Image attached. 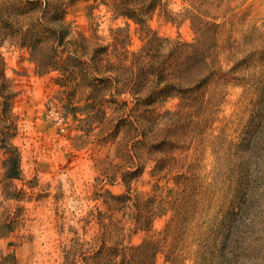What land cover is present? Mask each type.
I'll use <instances>...</instances> for the list:
<instances>
[{"label":"rangeland","instance_id":"rangeland-1","mask_svg":"<svg viewBox=\"0 0 264 264\" xmlns=\"http://www.w3.org/2000/svg\"><path fill=\"white\" fill-rule=\"evenodd\" d=\"M155 1L0 0V264H264V0Z\"/></svg>","mask_w":264,"mask_h":264},{"label":"trees","instance_id":"trees-1","mask_svg":"<svg viewBox=\"0 0 264 264\" xmlns=\"http://www.w3.org/2000/svg\"><path fill=\"white\" fill-rule=\"evenodd\" d=\"M104 2L106 0H103ZM107 3V2H105ZM112 5V3H111ZM156 1L155 0H113V8L115 12H118L119 15H122L123 17L127 18L128 20H132L134 23H136L138 25V30L139 32H141L143 40H144V46L143 49L145 51H148L150 49V44H148V37L151 35V33L154 32V30H152V28L149 25V21L152 18V14L154 13L155 9H156ZM150 51V50H149ZM68 55V54H67ZM71 55L69 54L66 57V62H69V60L71 59ZM75 61L77 63H75V67L77 70L79 69V71H82L80 73H82L83 75H85L86 73V68H84V66L86 65V62L83 61L81 58H77L75 57ZM63 66H59V67H52V70H57L58 72H60V74H62V77H64V75L67 72H70L68 69H66L67 67V63L63 62L62 63ZM154 66H151L150 69H153ZM156 73V72H153ZM177 91L175 92V94H169L172 98H180L181 94L180 93H187L188 91H191L192 89L190 88H181L177 85L174 84H166L163 87L157 89L151 96L152 97H156L158 98L161 95H168L166 93H168L170 91V93H173L172 91ZM181 91V92H180ZM6 175L9 177H17L18 176V171L17 168H13L12 170H8L6 172Z\"/></svg>","mask_w":264,"mask_h":264}]
</instances>
